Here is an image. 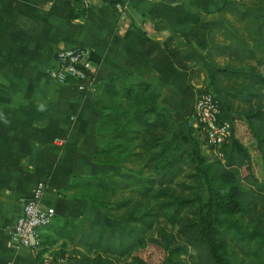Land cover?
I'll return each instance as SVG.
<instances>
[{"label": "trees", "instance_id": "trees-1", "mask_svg": "<svg viewBox=\"0 0 264 264\" xmlns=\"http://www.w3.org/2000/svg\"><path fill=\"white\" fill-rule=\"evenodd\" d=\"M230 11L239 25H212L206 53L212 93L219 98L220 117L229 123L217 148L221 155L198 126H188L186 134L172 132L150 82H130L122 73L99 84L102 95L116 99L109 105L96 100L103 109L98 129L106 134L96 157L119 170L83 178L84 188L103 190L107 199L82 196L106 212L121 211L124 220L110 225L87 216L66 218L74 264H264V17ZM142 16L166 30L164 50L187 71L188 82L197 83L203 64L179 31L163 19ZM183 142L190 147L184 149ZM238 179L246 188L234 185ZM200 180L208 193L197 204L182 192ZM168 184L173 188H162ZM164 214L175 220V231L159 222ZM148 229L154 235L147 237ZM247 248L254 261L247 262Z\"/></svg>", "mask_w": 264, "mask_h": 264}, {"label": "crops", "instance_id": "crops-1", "mask_svg": "<svg viewBox=\"0 0 264 264\" xmlns=\"http://www.w3.org/2000/svg\"><path fill=\"white\" fill-rule=\"evenodd\" d=\"M114 1L0 0V264H45L33 247L11 238L14 220L38 182L56 219L100 220L106 214L82 196L84 177L119 170L96 157L106 140L98 129L103 109L96 103L104 79L124 73L130 82H150L172 132L187 133L201 84L188 82L187 71L164 50L166 30L148 24L142 13L177 29L204 67L211 64L209 28L226 23L230 8L264 17L263 0H127L123 14ZM74 45L90 50L88 91L49 76L55 51ZM44 233L45 226L41 238Z\"/></svg>", "mask_w": 264, "mask_h": 264}, {"label": "built area", "instance_id": "built-area-1", "mask_svg": "<svg viewBox=\"0 0 264 264\" xmlns=\"http://www.w3.org/2000/svg\"><path fill=\"white\" fill-rule=\"evenodd\" d=\"M115 9L123 14L128 8L127 0H115ZM50 78L59 84H72L80 91L93 88L90 72V50L86 46H65L58 48L53 56V64L49 69ZM221 107L219 98L212 91L201 89L193 100L192 126H198L207 136V141L217 150L222 141L229 134V123L220 117ZM43 183L33 189L30 196L23 202L18 215L12 225V240L19 245L33 247L45 264L58 261L60 264H74L68 254L53 255L51 250L42 243L40 232L48 225L55 214L53 206L42 200ZM33 236L34 243L30 236Z\"/></svg>", "mask_w": 264, "mask_h": 264}, {"label": "rangeland", "instance_id": "rangeland-1", "mask_svg": "<svg viewBox=\"0 0 264 264\" xmlns=\"http://www.w3.org/2000/svg\"><path fill=\"white\" fill-rule=\"evenodd\" d=\"M244 1H251V0H244ZM264 1V0H263ZM263 3V2H262ZM236 15L233 12H229L228 20L226 21L225 24L227 25H239V21L236 19ZM221 62L222 59H219ZM201 75L199 79H195L197 84H201L202 89L204 90H209L214 93H216L215 86L213 85L212 82V77H211V64H209V67H201ZM116 98H112L108 95H100V101L103 104H111ZM191 126V125H189ZM234 185L240 189L246 188V184L242 182L241 180H236L234 182ZM163 189H172L173 185L168 184L162 186ZM81 190V188H80ZM82 192L89 195L90 197H93L95 199L100 198L102 201L107 199V194L103 190H98L95 188L93 191L91 188L86 187L82 189ZM177 192V190H176ZM183 195H187L190 198L194 199L197 204L202 203L206 200L208 190L206 189L204 183L202 180H200L195 188H186L185 191L182 192ZM109 202L111 199L108 197ZM151 204V203H150ZM106 211V210H105ZM56 214H54L53 221L46 225V229L48 230V233H44L42 236L43 241L45 244H48L47 248L51 250V253L55 256L60 255V254H68L71 246L70 241L68 240V230L70 226L68 225L69 223L66 221V218L60 219L55 218ZM100 220L110 224V225H122V221L124 220V215L121 213V211H116V212H106V214L103 212L100 216ZM159 222L161 224H164L167 226L168 229L175 231L176 230V222L173 218H171L168 214H164L161 216L159 219ZM62 224L64 226L62 227ZM129 226L132 227L133 229H139L140 226L136 223H129ZM155 231L154 229H148L146 231V236L149 237L151 235H154ZM50 247V248H49ZM52 247V248H51ZM245 258L247 262H251L252 260L254 261L255 258L252 255V250L250 248H247V254L245 255ZM186 260V255L183 254L180 257V261H185Z\"/></svg>", "mask_w": 264, "mask_h": 264}, {"label": "water", "instance_id": "water-1", "mask_svg": "<svg viewBox=\"0 0 264 264\" xmlns=\"http://www.w3.org/2000/svg\"><path fill=\"white\" fill-rule=\"evenodd\" d=\"M30 239H31V242L34 243V238L32 235L30 236Z\"/></svg>", "mask_w": 264, "mask_h": 264}]
</instances>
